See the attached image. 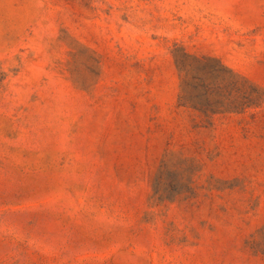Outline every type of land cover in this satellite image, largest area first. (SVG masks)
<instances>
[{"label": "rangeland", "instance_id": "obj_1", "mask_svg": "<svg viewBox=\"0 0 264 264\" xmlns=\"http://www.w3.org/2000/svg\"><path fill=\"white\" fill-rule=\"evenodd\" d=\"M0 264H264V0H0Z\"/></svg>", "mask_w": 264, "mask_h": 264}]
</instances>
